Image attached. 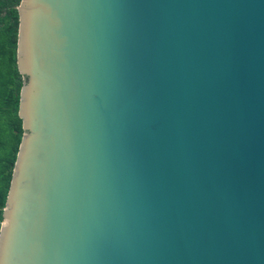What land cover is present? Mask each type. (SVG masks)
I'll list each match as a JSON object with an SVG mask.
<instances>
[{
	"label": "water",
	"instance_id": "1",
	"mask_svg": "<svg viewBox=\"0 0 264 264\" xmlns=\"http://www.w3.org/2000/svg\"><path fill=\"white\" fill-rule=\"evenodd\" d=\"M16 10L0 264H264V0Z\"/></svg>",
	"mask_w": 264,
	"mask_h": 264
},
{
	"label": "trees",
	"instance_id": "2",
	"mask_svg": "<svg viewBox=\"0 0 264 264\" xmlns=\"http://www.w3.org/2000/svg\"><path fill=\"white\" fill-rule=\"evenodd\" d=\"M19 2L0 0V223L23 133L18 116L23 79L16 65Z\"/></svg>",
	"mask_w": 264,
	"mask_h": 264
}]
</instances>
